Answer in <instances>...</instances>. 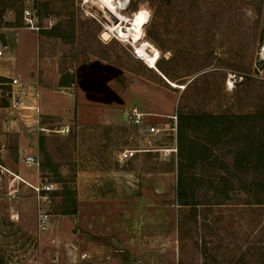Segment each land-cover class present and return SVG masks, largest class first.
Segmentation results:
<instances>
[{
  "label": "rangeland",
  "instance_id": "374dc122",
  "mask_svg": "<svg viewBox=\"0 0 264 264\" xmlns=\"http://www.w3.org/2000/svg\"><path fill=\"white\" fill-rule=\"evenodd\" d=\"M102 1L0 0V72L39 91L45 128L31 122L35 111H11L0 85V255L20 264H264V206L254 203L263 192L234 170L236 142L222 136L217 147L196 134L218 159L197 173L194 207L176 201L177 151L164 150L177 148L173 115L264 113V0H114L130 18L149 12L135 40L107 25ZM25 7L39 31L16 24ZM131 106L147 113L141 128L126 119ZM148 125L165 129L152 135ZM125 148L137 152L120 160ZM28 153L38 169L24 164ZM51 165L75 190V213L64 212ZM220 174L227 194L205 183ZM44 181L56 186L41 202L51 217L40 232L31 184Z\"/></svg>",
  "mask_w": 264,
  "mask_h": 264
},
{
  "label": "trees",
  "instance_id": "16d2710c",
  "mask_svg": "<svg viewBox=\"0 0 264 264\" xmlns=\"http://www.w3.org/2000/svg\"><path fill=\"white\" fill-rule=\"evenodd\" d=\"M22 10L16 13L17 23L23 22ZM10 79L0 75V85L8 83ZM66 81L61 79L60 85ZM7 90L10 86L7 85ZM177 184L175 198L179 205L196 206V182L200 181L199 173L204 166L213 165L218 157L214 154L212 146H217L221 137H230L236 142L232 151V165L235 171L250 175L251 186H258L264 192V113H252L232 116L212 115L210 113H179L177 115ZM210 139L212 146L197 139L199 135ZM202 135V136H203ZM197 136V137H196ZM229 140V139H228ZM39 152L48 159L44 148L43 137L39 138ZM213 155V157H211ZM50 162V161H47ZM52 166V165H51ZM49 170L56 176V181L61 186L62 204L66 213L76 212L75 190L70 189L67 181L55 167ZM259 174L260 181L255 177ZM208 177V176H207ZM203 183L205 178L201 179ZM217 193H228L230 181L224 175L210 176L206 182ZM255 204H263V199L257 198ZM69 204L72 208H69ZM0 264H6L4 256L0 255Z\"/></svg>",
  "mask_w": 264,
  "mask_h": 264
},
{
  "label": "built area",
  "instance_id": "2783aa9c",
  "mask_svg": "<svg viewBox=\"0 0 264 264\" xmlns=\"http://www.w3.org/2000/svg\"><path fill=\"white\" fill-rule=\"evenodd\" d=\"M22 20L24 25L27 28H30L32 30L39 31L40 25L38 23V16L36 13H34V10H32L29 7H25L22 10ZM49 22H52L53 18L49 17ZM3 32L2 27L0 26V58L3 57L4 53V41L2 38ZM8 85L10 86L9 90V109L11 111H18V110H31L33 113H35L31 116L30 120L32 123H34L39 130H44V127H38L39 124V99H40V93L36 88L26 87L23 86L17 78H10V81L8 82ZM147 113L140 110L137 106H131L126 111V119L128 122L138 128H141L143 124H145L144 116H146ZM170 118L174 119V126L171 127L172 130H177V116L173 115ZM165 128L158 127L155 125H148L145 128V131L152 134V135H159L161 132L164 131ZM68 127H63L59 130H55L56 132H68ZM166 152H176L177 148H166L164 149ZM137 152L135 149L125 148L122 151L119 152V159L120 160H128L131 159L132 156ZM167 154V153H166ZM23 162L27 166H32L35 168H39L41 161L39 157L36 154L28 153L23 156ZM56 184L49 181L40 182L37 185H32L35 194H36V201L39 203L38 208V215H37V229L38 231H44L49 226L50 221V213L47 211L46 208L41 207V202H48L50 199V192L55 188ZM43 205V204H42ZM0 233H1V226H0ZM87 253H82V257H86ZM36 262V261H34ZM6 264H20L16 260H10L7 261Z\"/></svg>",
  "mask_w": 264,
  "mask_h": 264
},
{
  "label": "bare ground",
  "instance_id": "6f19581e",
  "mask_svg": "<svg viewBox=\"0 0 264 264\" xmlns=\"http://www.w3.org/2000/svg\"><path fill=\"white\" fill-rule=\"evenodd\" d=\"M102 4L105 7L104 10H106L103 11V15H105L109 19L108 22L106 21L107 25L112 26L119 37H123L127 40H135L139 37L141 31L144 29V26L149 22V12L143 8L137 10L134 15L130 18L120 12L122 7L118 6L119 4L116 5L114 0H103ZM112 10L113 12H111ZM113 13H116V19H120V21H125L127 25L115 26L114 22L112 21V19L115 18V16H113ZM107 36H109L108 33ZM142 56L145 57L144 55Z\"/></svg>",
  "mask_w": 264,
  "mask_h": 264
},
{
  "label": "crops",
  "instance_id": "0c3cea01",
  "mask_svg": "<svg viewBox=\"0 0 264 264\" xmlns=\"http://www.w3.org/2000/svg\"><path fill=\"white\" fill-rule=\"evenodd\" d=\"M6 36H7V34H6ZM0 75L1 76H9V77H11V78H17V79H22V78H20L18 75H16V74H13V75H8L7 73H5V72H0ZM32 116V115H31ZM21 145V144H20ZM19 147H21V146H19ZM33 154V153H32ZM4 169V168H3ZM22 181L23 182H25L26 183V181H24L23 179H22ZM28 183V182H27ZM261 199H263V201H264V192H263V194H262V197H261ZM257 206H264V203L263 204H257Z\"/></svg>",
  "mask_w": 264,
  "mask_h": 264
},
{
  "label": "water",
  "instance_id": "95a60500",
  "mask_svg": "<svg viewBox=\"0 0 264 264\" xmlns=\"http://www.w3.org/2000/svg\"><path fill=\"white\" fill-rule=\"evenodd\" d=\"M107 36V33L105 32V34L102 36L103 38Z\"/></svg>",
  "mask_w": 264,
  "mask_h": 264
}]
</instances>
